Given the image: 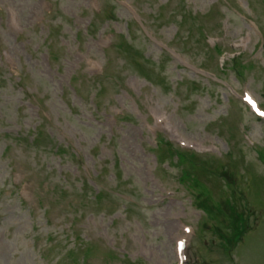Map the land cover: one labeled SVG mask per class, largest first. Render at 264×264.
I'll use <instances>...</instances> for the list:
<instances>
[{
	"label": "rangeland",
	"instance_id": "1",
	"mask_svg": "<svg viewBox=\"0 0 264 264\" xmlns=\"http://www.w3.org/2000/svg\"><path fill=\"white\" fill-rule=\"evenodd\" d=\"M263 46L264 0H0V264H178L180 238L186 264H264ZM89 163L99 185L67 177Z\"/></svg>",
	"mask_w": 264,
	"mask_h": 264
},
{
	"label": "trees",
	"instance_id": "2",
	"mask_svg": "<svg viewBox=\"0 0 264 264\" xmlns=\"http://www.w3.org/2000/svg\"><path fill=\"white\" fill-rule=\"evenodd\" d=\"M162 146H165V147H167V149H169V152L171 153V154H175V155H177V157L180 159V160H182V162H184V163H188V162H190L191 163V165H192V169L194 170V172L195 171H202L204 174H206V175H211V176H218L219 178L220 177H223V175H224V173H223V171H224V166L221 164V163H217V165H218V167L219 168H221V171H218V172H216V170H217V168L215 167V166H213V165H211V164H208L211 168H214V169H212V170H210V169H208L207 168V165H205L204 163H201V164H198V163H196L193 159H191V157L193 158H195L196 156L194 155V154H190V155H187V154H185V153H182L180 150H177V149H175L172 145H170V144H168L167 142H165V141H161L160 142V146H159V148H158V150H160V147L162 148ZM59 152V150L57 151V153ZM262 159H264V154L262 155ZM163 160V156L162 155H160V161H162ZM95 169V168H94ZM96 170V169H95ZM88 172H91V171H88ZM191 173H192V170H191ZM216 173V174H215ZM222 175V176H221ZM92 177H99V174H93L92 175ZM183 177L185 178V179H187V180H190L191 178H190V172L189 171H184V173H183ZM89 182L88 181H85V184H88ZM98 198H101L100 197V193L98 192V193H96L95 192V194H94V196H93V199L96 201ZM233 211V210H232ZM234 213H236L235 211H233ZM241 220H245L244 218L242 219L241 218ZM247 221V220H246ZM224 227L227 229H234L235 227H236V225H235V223H234V218H233V216H230L229 218H228V220H227V222H226V224L224 225ZM245 231V227L244 226H237V228H236V231L234 232V235H236V237H233L232 236V242H229V240H228V245L229 244H233L235 241H238L239 240V237H240V235L243 233ZM231 239V238H230Z\"/></svg>",
	"mask_w": 264,
	"mask_h": 264
}]
</instances>
